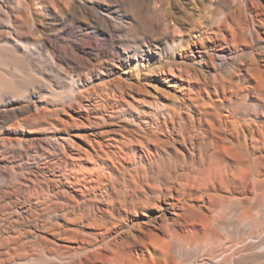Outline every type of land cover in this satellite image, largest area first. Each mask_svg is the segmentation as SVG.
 <instances>
[{"label": "bare ground", "instance_id": "6f19581e", "mask_svg": "<svg viewBox=\"0 0 264 264\" xmlns=\"http://www.w3.org/2000/svg\"><path fill=\"white\" fill-rule=\"evenodd\" d=\"M233 1L0 0V264H264V0Z\"/></svg>", "mask_w": 264, "mask_h": 264}, {"label": "rangeland", "instance_id": "374dc122", "mask_svg": "<svg viewBox=\"0 0 264 264\" xmlns=\"http://www.w3.org/2000/svg\"><path fill=\"white\" fill-rule=\"evenodd\" d=\"M206 3H208V2H210V1H214V0H204ZM233 1V0H232ZM244 2V1H249V0H234L233 1V4L231 5V7L233 6V7H236L237 6V4L239 5L241 2ZM238 2V3H237ZM236 3V4H235ZM197 17V18H196ZM201 17V18H200ZM123 20V19H122ZM198 23L200 24L199 26H198ZM202 24V25H201ZM205 24V25H204ZM216 24V22L211 18V17H209V18H207V17H204V16H202V15H200V16H195L194 17V27L196 28V29H198V30H200V32L198 33V36H199V38H203L204 37V34H205V32L206 31H208L207 29L209 28V27H213L214 25ZM193 26H192V24L190 25V26H188L187 27V29H191ZM205 27V28H204ZM61 33H65L66 34V32H61ZM60 33V34H61ZM57 37H60L59 35H57ZM117 44V46H118V44H119V42H116ZM142 49H145V48H142ZM204 52H208L209 54H213V53H215V52H213L212 50H210V49H206ZM142 54H145V55H148V53L147 52H145L144 50H143V52H142ZM151 56V60H148L149 61V63L151 64V67L152 68H157L158 66H159V64H160V62L163 60V57L160 55V54H152V55H150ZM195 56V60H200V58H199V55H194ZM214 56L215 57H218L217 55H216V53L214 54ZM230 59V57H226V59ZM104 62H103V65L106 67V65L111 61V60H103ZM105 62H106V64H105ZM124 62V61H123ZM126 63V62H125ZM156 66V67H155ZM125 69H126V67L124 68V69H122V67H121V74L122 75H124V74H126L125 73ZM154 85V86H153ZM153 85H149L148 86V88L152 91V93H154V94H156V95H159V94H161V88L160 87H157L156 86V84H153ZM151 86V87H150ZM155 89V87H156V89L154 90L153 88ZM158 88V89H157ZM158 90V91H157ZM155 92H157V93H155ZM36 163H37V161H36Z\"/></svg>", "mask_w": 264, "mask_h": 264}]
</instances>
